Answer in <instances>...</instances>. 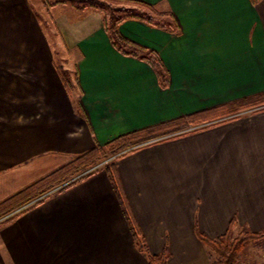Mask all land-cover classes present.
Segmentation results:
<instances>
[{
    "label": "crops",
    "instance_id": "obj_1",
    "mask_svg": "<svg viewBox=\"0 0 264 264\" xmlns=\"http://www.w3.org/2000/svg\"><path fill=\"white\" fill-rule=\"evenodd\" d=\"M141 1L177 31L135 19L118 29L157 52L166 84L111 45L97 11H65L54 23L77 51L64 59L71 96L33 1L0 0V202L120 135L211 107L219 121L120 155L119 195L99 166L1 217L0 264H147L123 208L149 253L167 246L166 264H211L197 230H264V103L233 112L264 92V0Z\"/></svg>",
    "mask_w": 264,
    "mask_h": 264
},
{
    "label": "trees",
    "instance_id": "obj_2",
    "mask_svg": "<svg viewBox=\"0 0 264 264\" xmlns=\"http://www.w3.org/2000/svg\"><path fill=\"white\" fill-rule=\"evenodd\" d=\"M81 3V6L73 8L82 12H85L86 9L97 11L101 16L103 29L111 45L118 52L145 61L155 70L161 85L166 84L167 71L157 52L123 36L118 27L127 19H135L149 26L176 32L177 24L169 11H158L155 6L141 0H81ZM260 103H264V92L259 95V98L237 103V109ZM221 113V107L203 109L184 117H178L148 128L120 135L105 145L94 146L1 201L0 218L30 202L33 204L41 202L54 190H61L74 184L94 172L100 166V162L110 156L114 157L109 162L107 161L104 167L118 193L112 170V164L116 158L140 146L138 145L139 142L145 138L150 139L158 136H164L165 138L187 132L189 131L186 130L188 123L200 125L198 128L214 124L219 121L217 119ZM123 210L134 243L139 251L145 255L147 264H166L169 257L167 246L165 245L159 253H149L145 241L138 234L131 216L126 208H123ZM10 218L7 217L5 220ZM233 222L232 220L227 229L215 237H208L198 230L196 231V236L203 244L211 264H239L247 241L264 236V230L252 232L244 227L234 234L232 231Z\"/></svg>",
    "mask_w": 264,
    "mask_h": 264
},
{
    "label": "rangeland",
    "instance_id": "obj_3",
    "mask_svg": "<svg viewBox=\"0 0 264 264\" xmlns=\"http://www.w3.org/2000/svg\"><path fill=\"white\" fill-rule=\"evenodd\" d=\"M33 4L37 8V13L39 14V17L41 18V23H45L48 28L52 30L53 36L52 38V46L53 48V56H54V63L56 65V68L58 69L61 78L64 80L66 87L69 89L70 95H73V91L75 88V85L73 84L74 80V71L73 69L66 70L64 66V59L65 58H74L77 56L76 50H70L68 51L62 44V37L59 33V30L55 26L54 23V17L55 15H63L64 12L69 11L70 14L78 15L82 11H78L76 9H70L73 7L81 6V0H32ZM57 4L56 6H54ZM54 6V7H53ZM73 6V7H72ZM158 11H166L164 9L156 7ZM87 10V9H86ZM95 11V10H94ZM58 12V13H57ZM158 18V17H156ZM169 20V19H167ZM44 27V26H43ZM46 30V29H45ZM47 31V30H46ZM74 87V88H73ZM238 109L235 108L234 111H237ZM191 125L190 123L187 124L188 126ZM186 128V130H187ZM146 141V138L144 140H141L138 145L144 143ZM114 156H110L107 159L100 162V167L106 164V162L112 160ZM240 230V229H239ZM239 230H234L232 228V231L234 234H236ZM239 264H264V236L254 239V240H248L246 243V246L242 252V257L239 262Z\"/></svg>",
    "mask_w": 264,
    "mask_h": 264
},
{
    "label": "built area",
    "instance_id": "obj_4",
    "mask_svg": "<svg viewBox=\"0 0 264 264\" xmlns=\"http://www.w3.org/2000/svg\"><path fill=\"white\" fill-rule=\"evenodd\" d=\"M200 125H189L188 126V128H187V130H193V129H195V128H198Z\"/></svg>",
    "mask_w": 264,
    "mask_h": 264
}]
</instances>
